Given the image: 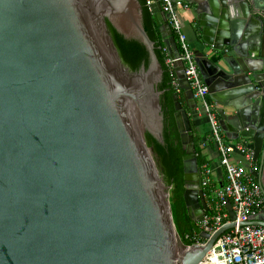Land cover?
Masks as SVG:
<instances>
[{"label": "water", "instance_id": "95a60500", "mask_svg": "<svg viewBox=\"0 0 264 264\" xmlns=\"http://www.w3.org/2000/svg\"><path fill=\"white\" fill-rule=\"evenodd\" d=\"M151 1L157 23L167 21ZM185 1L195 5L200 40L217 54L195 56L200 69L212 64L202 72L209 97L235 111L219 123L256 161L264 150V0ZM240 10L259 16L257 36L238 32ZM107 22L144 46L147 66L122 63ZM164 28L168 54L178 57ZM162 75L139 0H0V264H202L234 227L230 206L232 222L212 234L198 225L208 206L187 111L196 102L185 86L187 109L174 97L183 199L204 243L187 246L176 230L170 188L145 138L164 145ZM257 108L258 123L250 117Z\"/></svg>", "mask_w": 264, "mask_h": 264}, {"label": "built area", "instance_id": "2783aa9c", "mask_svg": "<svg viewBox=\"0 0 264 264\" xmlns=\"http://www.w3.org/2000/svg\"><path fill=\"white\" fill-rule=\"evenodd\" d=\"M159 2L163 12L169 15L167 24L179 50L178 57L169 56L166 63L172 70L175 69V62L183 63L184 79L192 91L196 109L203 112L209 126L208 134L201 140L199 148L203 149L209 143L213 144L218 153L219 166L224 173L223 183L218 187L215 185L217 182L212 167L206 164L200 168L201 184L208 211L198 225L212 234L222 225L232 222L230 210L235 215L234 227L217 239L202 264H264V226L249 223L255 211L264 206L262 188L250 173V170H255L253 151L244 142L230 144L226 141L225 133L215 113V105L208 99V87L202 81L195 55L182 29L179 11L188 10L189 3L180 0H159ZM152 3L153 1L147 0L149 7ZM172 83L177 92L182 90L178 78ZM237 155L247 161L248 170L235 161ZM193 241L194 244L204 243V240L196 234Z\"/></svg>", "mask_w": 264, "mask_h": 264}, {"label": "trees", "instance_id": "16d2710c", "mask_svg": "<svg viewBox=\"0 0 264 264\" xmlns=\"http://www.w3.org/2000/svg\"><path fill=\"white\" fill-rule=\"evenodd\" d=\"M139 2L143 11L144 29L150 40L154 43V52L163 71L162 82L158 84L157 90L160 92V104L163 112L164 145L159 144L148 133L145 134V138L147 145L153 148L156 165L165 184L170 188L169 200L176 230L182 242L189 246L195 243L193 241L195 233L192 229L191 219L187 214L183 199L185 191L183 157L185 156V150L183 149L174 118V97L182 104L183 91L179 90V92H177L172 83L173 80L177 78L176 71L175 69L172 70L166 63L169 54L162 40L160 27L155 16L147 5V0H139ZM107 26L122 63L130 71H138L142 64L147 66L148 55L144 46L137 41L124 39L108 22ZM202 139L203 138L194 131L195 153L199 168L208 163L206 157L199 148ZM208 214H210V212H208Z\"/></svg>", "mask_w": 264, "mask_h": 264}, {"label": "crops", "instance_id": "0c3cea01", "mask_svg": "<svg viewBox=\"0 0 264 264\" xmlns=\"http://www.w3.org/2000/svg\"><path fill=\"white\" fill-rule=\"evenodd\" d=\"M180 1L187 2L190 5V8L188 10L186 11L180 10L179 15L181 19L182 29L187 37L188 43L194 55L196 57H202L203 51H204L205 55L209 57L210 60L216 61L217 54L213 50H211L209 46L205 47L202 41L200 40L201 39L200 29L196 21L195 5L193 4V1H185V0H180ZM234 22H236V27L240 35L244 37L246 36L247 38H251V36L252 38L257 36L255 35V33H257V31L260 29V26H261V21H260L259 16L252 15V13H250L249 16L246 17L245 15H243L241 10L239 11V15L235 17ZM166 24H167V21L165 19H162V22L158 21L159 27L161 26L165 27ZM160 32H161L162 40L165 43V41L169 39L170 35L165 28L162 29V31L160 30ZM262 38H264V34H262ZM197 67H198V70L202 78V72H205L206 74H208L212 69V64L210 63V61L205 60V62L200 63L201 69L199 68V66ZM175 71L178 74L176 75L177 78L179 76L178 81L180 83L181 88L187 86L185 79L183 78L184 74H183L182 68L178 66L175 68ZM202 81H203V78H202ZM182 91H183L182 105L185 109H187L186 100L184 97V90L182 89ZM208 99L213 103V105H215V113L218 118H221L220 116L221 113H224L225 115H232L235 113L234 108L220 105L217 101H214L213 99H211L209 95H208ZM187 111L188 113H190L191 124L193 125L195 133L200 135L202 138L205 137L209 130L206 116L203 114L202 111L197 110V109H195L194 111H190L189 109H187ZM262 112H263L262 108L252 109L250 113L251 120L255 119L256 123H258ZM233 135H234L233 132L225 133L226 141L228 143L235 144V143L242 142L241 138L236 139ZM247 141L248 143H252L251 138L248 139ZM201 151L208 161V163L206 164H208L214 170V174H215L214 176L217 182L215 183V185L218 187L221 186L223 183L224 173H223V170L219 166V157H218V153L214 145H211L209 143V145L201 149ZM261 153L262 152L260 148L258 152V160L255 161V170H250V173L255 178V180L259 183V185L260 184L264 185V156H263L264 150H263L262 155ZM235 161L238 163V165L244 166L245 169L247 170L249 169L248 167L249 165L243 157L237 155L235 156ZM257 171H260L261 173V175H258V177L254 175V173ZM263 218H264V206L261 207L260 209H257L255 213L251 216L252 222H256V223H263L262 222Z\"/></svg>", "mask_w": 264, "mask_h": 264}]
</instances>
